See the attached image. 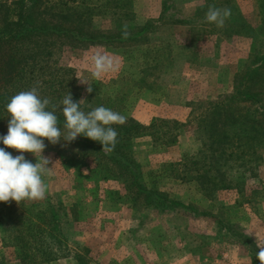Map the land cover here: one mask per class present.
<instances>
[{"label": "rangeland", "instance_id": "374dc122", "mask_svg": "<svg viewBox=\"0 0 264 264\" xmlns=\"http://www.w3.org/2000/svg\"><path fill=\"white\" fill-rule=\"evenodd\" d=\"M105 1L87 2L103 6ZM163 2L172 3L168 15L183 20V24L163 23ZM202 5L203 0H135L125 12L128 18L101 14L93 18L92 28L109 34L123 31L125 25L127 29L138 28L151 22L156 32L149 42L146 36L118 45L75 49L62 45L55 50L51 62L55 63L54 69L63 68V74L70 68L85 93L91 85L93 96L105 107L109 105L104 101L113 100L112 110L124 115L126 122L132 119L148 128L156 121L160 131L177 135L175 145L162 146L147 130L133 141L132 154L147 187L154 185L187 209L168 214L152 211L128 197L118 181L101 182L94 189L69 168L57 152V143L44 142L41 155L49 159L50 170L43 177L46 197L37 201L51 197L54 207L60 202L81 208L80 222L70 220L63 225L69 256L51 264H77L75 257H80V264H252L253 258L258 260L257 245L264 243V141L259 137L260 117L253 116L256 107L242 102L228 108L236 117L235 123L223 127V116L212 119L217 123L212 129L208 123L211 105L230 97L236 86L234 78L249 66L253 56L264 52V38L249 45L245 58L247 51L241 54L238 49L250 43L245 37L231 39L215 24L217 32L212 33V25H203L207 26L204 29L200 21L194 20ZM232 5L238 20L253 27L262 24L257 0H232ZM96 53L111 57L116 71L95 79L90 58ZM156 58L157 62L153 61ZM50 71L54 70H47L46 75ZM247 116L250 121L242 124ZM7 130L8 126L0 129V137ZM0 148L13 157L20 155L3 143ZM23 155L33 164L40 159L29 152ZM202 155L207 156L205 164L211 167L209 176L218 185L228 184L229 189H215V184L191 180L194 174L186 167H181L176 177L168 166ZM191 207L193 212L188 209ZM1 238L0 231V264H19L17 250L5 247Z\"/></svg>", "mask_w": 264, "mask_h": 264}, {"label": "trees", "instance_id": "16d2710c", "mask_svg": "<svg viewBox=\"0 0 264 264\" xmlns=\"http://www.w3.org/2000/svg\"><path fill=\"white\" fill-rule=\"evenodd\" d=\"M87 1L90 0L0 2V129L7 127L11 119L6 110L10 98L20 91L29 90L37 82H39L41 98H49L51 103L60 105L64 96L70 93L73 102L80 101V108L85 113L104 106L103 101L94 97L92 92L89 93L86 90L87 93H85L79 81L71 75L70 68H66L63 74H60L63 68L54 69L55 63L51 62L57 47L68 45L75 49L84 48L85 45H118L123 42L142 40L146 36L149 42L150 35L156 32L153 23L149 22L143 27L127 29L129 33L127 39L122 38V31L100 33L92 28L93 18L101 14L105 16L110 14L111 18H120L121 15H125L128 18L129 14L125 12L132 8L135 0H109V2L107 0L103 6L90 4ZM257 3L263 21L256 28L236 18L232 0H203V5L195 12L194 20L200 21L203 28L207 27L203 25L213 26L214 23L206 20L208 6L230 8L232 14L225 21L222 34L228 37H245L251 45L256 39L264 38V0H257ZM171 4L170 2L162 4V17H165L162 18L163 23L183 24V20L170 18L171 16L168 15L173 8ZM100 9L103 10L100 11ZM202 20H205L203 24H201ZM211 31L217 32L214 26ZM150 51L148 48L149 60L152 59ZM250 60L249 66L234 78V84H236L234 93L225 101L211 105L212 114L209 116L211 123L208 125L212 129V126L217 124L212 123L213 120L220 119L221 116L224 117L223 127L230 122L235 123L236 117L228 108L243 102L249 107H256L253 109V116L260 117L259 137L264 141V52L259 56H253ZM153 61L157 62V58ZM47 70L54 71L46 75ZM85 94L88 96L86 97ZM104 102L110 109L115 107L111 99ZM55 114L62 132L61 140L57 143V152L66 160L69 168H74L87 184L97 189L101 182H121L128 197H134L135 200L141 201L145 208L158 213L168 214L180 208L187 209L176 200L169 198L167 194L156 190L154 185L152 188L147 187L143 181L140 166L132 154L133 141L147 130L153 140L162 146L175 145L177 135L160 131L161 127L156 121H152L147 128L128 119L123 125H112L118 133L117 144L111 153H106L98 141L83 135L77 136L71 142L63 140L66 130L63 127L64 117L60 108ZM249 121L250 116H247L241 123ZM174 125L177 127L176 122ZM43 142L48 140L43 138ZM206 160L207 156L202 155L200 158L189 159L183 164L168 166L173 169L176 177L180 175V168L186 167L194 174L191 180L201 181L210 186L215 184V189H229L228 184L218 185L209 176L211 167L206 166ZM214 170L217 173V170ZM50 201L51 197H47L44 202H27V200L19 204L12 200L0 202L2 206L0 210L1 240L5 247L12 246L17 250L19 264H51L69 256L68 245L63 237V225L68 224L70 220L75 223L80 222L81 208L77 204L66 207L60 202L59 207H54ZM188 209L194 211L192 207ZM227 228L231 229L230 226ZM75 261L80 264V257H75ZM252 264H260V261L253 258Z\"/></svg>", "mask_w": 264, "mask_h": 264}, {"label": "clouds", "instance_id": "9594fccd", "mask_svg": "<svg viewBox=\"0 0 264 264\" xmlns=\"http://www.w3.org/2000/svg\"><path fill=\"white\" fill-rule=\"evenodd\" d=\"M230 8H218L209 5L206 20L217 27H223L231 17ZM129 33L124 26L122 38L127 39ZM92 76L95 79L116 71L114 60L104 54L96 53L90 58ZM84 83V82H82ZM87 91L92 92L89 85ZM83 101V100H81ZM62 105V107H60ZM60 105L51 103L49 98H41L39 82L29 90L20 91L12 96L6 105L11 117L8 122L7 134L0 137V143L6 148L15 149L20 153L13 157L11 153L0 148V202L10 200L19 204L21 201H37L46 197L47 185L43 177L49 172V159L41 154L46 147L43 138L56 144L61 140V128L55 114L60 108L64 117L65 141L71 142L83 135L102 145V150L111 153L117 144V131L112 125H123L126 117L110 108L99 106L85 113L80 108V101L73 102L67 93ZM32 153L39 161L33 164L23 153ZM256 258L264 264V243L258 244Z\"/></svg>", "mask_w": 264, "mask_h": 264}, {"label": "crops", "instance_id": "0c3cea01", "mask_svg": "<svg viewBox=\"0 0 264 264\" xmlns=\"http://www.w3.org/2000/svg\"><path fill=\"white\" fill-rule=\"evenodd\" d=\"M250 25V24H249ZM251 26V25H250ZM260 26V25H259ZM259 26H257V27H259ZM251 27H253V26H251ZM253 28H256V27H253ZM205 29V28H204ZM201 31H203V30H201ZM213 33V32H212ZM229 38H233V37H229ZM244 46H242V45H240V48H238L239 50H242V52H241V54L244 52V51H247L246 52V54H243L244 56H245V58H247L248 57V48H249V45H250V43L248 44V43H246V45L245 44H243ZM231 46V45H230Z\"/></svg>", "mask_w": 264, "mask_h": 264}]
</instances>
